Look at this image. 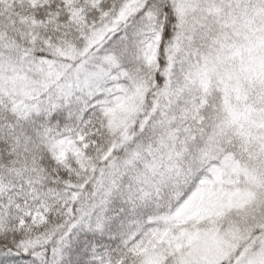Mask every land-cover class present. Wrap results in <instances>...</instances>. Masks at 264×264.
Here are the masks:
<instances>
[{"label": "snow or ice", "instance_id": "6c2138e0", "mask_svg": "<svg viewBox=\"0 0 264 264\" xmlns=\"http://www.w3.org/2000/svg\"><path fill=\"white\" fill-rule=\"evenodd\" d=\"M0 264H264V0H0Z\"/></svg>", "mask_w": 264, "mask_h": 264}]
</instances>
